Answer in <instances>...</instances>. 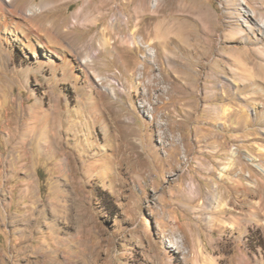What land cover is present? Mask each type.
<instances>
[{"label": "rangeland", "instance_id": "374dc122", "mask_svg": "<svg viewBox=\"0 0 264 264\" xmlns=\"http://www.w3.org/2000/svg\"><path fill=\"white\" fill-rule=\"evenodd\" d=\"M13 2L0 264H264V0Z\"/></svg>", "mask_w": 264, "mask_h": 264}, {"label": "bare ground", "instance_id": "6f19581e", "mask_svg": "<svg viewBox=\"0 0 264 264\" xmlns=\"http://www.w3.org/2000/svg\"><path fill=\"white\" fill-rule=\"evenodd\" d=\"M14 0H0V11H2V12H5L6 11V7L8 6V5H12V2H13ZM14 3V2H13ZM11 11V10H10ZM12 13V12H11ZM29 14H31L32 12H28ZM8 15V14H7ZM8 18V17H7ZM2 19V18H1ZM5 19V21H4V23H3V26H7L8 25V21H7V19H6V17L4 18ZM13 19V18H12ZM243 20H245V19H243ZM14 22V21H13ZM12 22V23H13ZM15 22H16V20H15ZM166 21H163L162 23H165ZM161 23V24H162ZM264 23V22H263ZM11 24V23H10ZM14 24V23H13ZM16 24V26L15 27H13V28H17V29H19L20 28V25L22 26V24L21 23H15ZM260 25H262V24H260ZM13 26V25H12ZM11 26V27H12ZM158 26H160V24L158 25ZM9 27V26H8ZM7 28V27H6ZM13 30V29H12ZM10 31V30H9ZM17 31V30H16ZM13 32H15V31H13ZM79 62V61H78ZM86 63L87 62H84V61H80L79 62V66H80V68H82V69H84V67H86L87 65H86ZM236 159V158H235ZM234 164V163H233ZM236 164V163H235ZM194 194V193H193Z\"/></svg>", "mask_w": 264, "mask_h": 264}]
</instances>
